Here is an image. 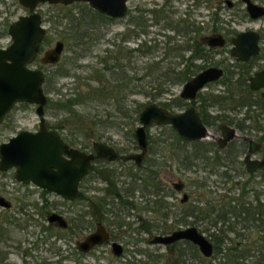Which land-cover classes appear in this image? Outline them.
I'll list each match as a JSON object with an SVG mask.
<instances>
[{"label":"flooded vegetation","instance_id":"flooded-vegetation-1","mask_svg":"<svg viewBox=\"0 0 264 264\" xmlns=\"http://www.w3.org/2000/svg\"><path fill=\"white\" fill-rule=\"evenodd\" d=\"M178 1H182L181 5H175L174 2ZM214 2L216 6L214 5ZM248 2L261 6L264 9V0H160L154 2L152 6L136 7V9H132L129 6L127 0L126 13L120 17H113L115 19L127 17V24L132 26L130 27L128 25L127 30L123 31L122 39H126V37L128 38V35H130V33L132 32L134 33V35L147 33L148 26L160 23L159 27L162 30L161 34L165 36V38L163 39L164 43L162 45H159L158 43L159 48H164L160 56H165L164 51L166 48L172 49V51L164 58V63H168L171 67H173V70L175 72V79H177L173 84H180V90L171 99H161L160 101L158 100L157 103L168 108L172 112H181L189 107L195 108L202 122L207 126V134L206 136L201 138L189 139L181 136L178 131L171 125L159 124L163 128L167 126V128L170 129L166 138L159 139L154 138L152 135H150V133L148 132V128L151 125L147 126L146 133L148 138V146L146 152L143 154V157L139 162H136L135 159L126 157V155L129 153L139 151L135 135L134 145L137 150L128 152L126 154L120 153L121 150H125V146H118L116 145V143H114V141L111 140L106 141L98 139L96 141H101L113 146L115 151L117 152V157L114 159L95 157L93 160H91L90 168L80 180L76 196L72 200L64 199L55 192L46 188L39 187L33 182H22L17 180L14 177L15 167H10L5 170L0 169V171L4 173L10 170L12 171L14 183L16 184L15 187L21 186L25 188L23 192L25 196L30 195L33 192H37L39 194L42 205L37 206L38 202L36 201H34L32 204L35 206L36 210L44 217V219L46 218L47 220V223L41 224L40 227L46 225H55L56 227H60L62 232L65 234L62 239L65 242H69V244H72L74 250L77 251L76 254L84 255L87 252H91L107 244L110 246V252H112L116 256H120L124 252V246L121 241H118L116 238L112 237V235L114 234L113 229L114 227H121L124 222H126L122 220V213L126 214L130 212L129 214H132L131 210H134L135 212L141 211L142 214H145V217L142 216L141 213H139L141 215L138 216L140 220L138 225H131V222L128 225L129 228L134 229V231L136 232V235L133 238L135 243H150L154 244L155 247H157L158 245H162L165 250L151 252L152 250L150 251L147 248L143 249L142 252H144V255L147 258V260L145 259L146 261H143L144 264H148V260L151 261L149 264H196V258L198 257L196 256L195 248L197 246L189 239L179 238L168 243L153 241V239L157 235L170 234L172 231L180 228L196 226L194 225L196 220L206 219V229H209L208 226H212V220L207 214L208 199H206L205 207H202V211H200L199 207H197V205L195 204L197 198H208L207 182L211 176H218V178L220 179V181L222 180V182H231L234 188H232V186H229L226 189V191L228 190L229 192H232L233 190L236 191V187H238L241 182L248 178L257 183L264 177L262 174L264 172V169L257 167L252 171H248L244 161L246 154H249V157L251 159L262 158L264 156V152L262 154H259L260 149L262 148V142L264 141V137L261 138V135L264 132L255 127H252L249 118H247V120L245 121L246 124L244 127H239L236 124L227 121L228 114L232 115L230 116L232 117L230 121H232L233 118L238 121L241 120V117L245 113V108L231 111L223 109L217 104L212 105L210 103L211 94L224 92L225 84L222 82L223 78H230L232 81L240 78L244 85H247L248 88L254 93V95H256L258 100H264V96L261 94L262 88L252 89L249 86V78L254 75L256 71L264 69V47L262 45L264 41V23H260L261 19L264 18V12L255 14L248 8ZM49 4L68 5L63 3ZM222 4L231 9V14H233L235 18L243 23H246L242 29L229 31L228 29H226V27L224 28L223 26L218 24V22L221 21V18L219 16V9L224 7ZM213 5L215 6L214 10H212ZM91 8L94 9L93 7ZM39 13L41 14L40 11ZM207 14L210 15V19L212 20V24L211 26H209V29L207 28ZM41 19L43 22L45 21L42 14ZM135 19L141 20V25L139 28H136L133 24V20ZM221 28H223V30H220ZM47 31L48 29L46 28L45 35L47 34ZM207 31L209 32L207 33ZM245 31H253L258 34V38L256 40L257 51L255 53L247 54L246 56L239 58L231 54L230 49L234 45L232 38L235 37L238 33ZM125 32L126 34L124 35ZM232 32L234 34L231 35L230 33ZM215 34L223 37L224 42L222 45H211L208 43L207 37ZM58 39H61L60 35ZM61 40L64 43V47L61 53L62 57L66 44L63 39ZM146 42V39H140L135 47H126V50H128V53L136 52L137 48H144ZM227 43H230L228 51L230 56L234 59L233 62L231 61L232 64L230 62L229 63L234 67L230 68L228 66L229 63H225L226 61L224 60H221L220 62L214 61L212 64H207L208 56L215 51L222 50V48ZM42 45L43 40L40 46L39 53L41 52V50H43ZM243 46L244 49H246V43H243ZM141 55L143 56V54ZM134 58L135 56L133 54L131 57L128 56L126 59L130 63H132ZM197 60H200V62H197ZM54 65H56V63L50 64L41 62V66L38 67L44 70L45 75L47 70L46 67H51ZM209 66L221 67V76H219L217 79L203 84V86L196 91L194 97L181 96L180 93L185 81ZM192 69H194L195 71H191ZM182 71L184 73L181 74ZM215 82L222 84L221 92H207V86ZM166 102H172L174 105L172 107H169L165 104ZM46 103L44 105V117ZM253 107H255L254 109L256 112L264 113V108L261 109L259 105L254 104ZM212 108L214 110H212ZM11 109L4 114L0 125L9 115ZM242 110L243 112H241ZM54 117L56 118L55 114ZM223 117L225 119H222ZM56 119L58 120V118ZM208 119L209 121H207ZM222 122H225L235 128L234 135L227 140H223L225 139L227 132L225 134L220 127V124ZM56 123H59V121L52 123L47 121L46 119L44 121L47 129L57 130L61 138L64 139V128L59 127ZM135 127L136 125L133 128V134ZM213 128L217 130L216 133H212ZM38 129L39 120L36 129L27 130L37 131ZM110 138L111 137H109V139ZM249 138L258 142L260 146L256 147L255 144H250L248 140ZM65 141L67 142V140ZM153 143H158L159 147L152 149ZM222 143L223 145L221 146L220 144ZM71 146L79 147L87 151H92V143L91 149L76 145ZM163 147L165 150L163 149ZM113 162L128 166H126L123 171L128 176L126 181L122 179H116V177L120 174L115 173V169L111 168ZM173 163H176V166H174ZM164 165L170 166L172 173H170L169 175L164 174V172L168 170V168H165ZM194 165L195 167L194 169H192ZM174 168L176 169V173L172 171L174 170ZM181 171H193L195 173L203 172L202 184L204 185V188L206 190H204L203 193H194V189H191L192 186L194 187V179H192L189 175H187L186 177L181 176ZM91 172H93V177L96 179V182H99L91 185L94 192L91 195H86L84 190L82 189V186L84 188L86 187L84 186V183L87 179H89V175ZM102 172H106L110 176H112L113 173L114 179L112 180L117 181L116 186H119L117 185V183L121 184L124 182L125 187H119L121 189H124V191L122 192L125 194V198L128 201L122 203V201L120 200L111 198L112 185L111 183H109L108 179L104 177L105 175L102 174ZM133 174H135L136 176H132ZM214 180L215 182L217 181L216 179ZM1 183L2 187L7 186L6 180H2ZM3 193L4 188H2V192L0 191V196H2L4 201H7V203H0V206L4 208L2 210L4 212L1 213V215H4L2 220H5L4 222L15 223L16 218L10 217L9 215L5 214V211L11 208L12 202L7 199L3 195ZM51 194L59 196L65 202H73L79 200L83 203V205H80L79 209L74 210L72 213L68 212V215L60 213L66 221L65 226H59L56 224V222H51L48 220V215L52 212L50 210V204L53 202L49 199V195ZM137 197L142 198L143 202H137ZM22 207L23 204L20 205L21 209ZM197 211L201 215H197ZM74 216L76 217L77 223L79 224L81 229H75V234H71V227H69V225L71 218ZM99 223L103 224V226L106 228L109 233V238L102 243L94 244L87 251L80 250L77 246V241L82 240L87 234L92 232ZM17 225H19V223H17ZM197 229L204 234V229L200 230L198 227ZM44 232V241H46L47 237L51 236V234L50 230L48 229ZM2 234L3 229H1V235ZM207 238L211 241L213 246V241L211 239L210 233L209 237ZM114 241L121 245L119 254L114 253L112 249L111 243ZM3 254H6V252L3 253V251L0 250V261L6 258H3ZM172 255H174V258H172ZM212 255L213 253L210 256H204L200 252V256L203 257L204 260H206V257H211ZM201 257L198 259L202 260Z\"/></svg>","mask_w":264,"mask_h":264},{"label":"trees","instance_id":"trees-1","mask_svg":"<svg viewBox=\"0 0 264 264\" xmlns=\"http://www.w3.org/2000/svg\"><path fill=\"white\" fill-rule=\"evenodd\" d=\"M64 7L67 11L60 17L61 19L65 18V22L59 35L65 41L66 48L72 49L76 56L73 64L69 67H66L68 63L65 62L64 57L63 59L61 57L60 61L56 63L55 69L46 70L43 85L47 94L46 108L52 104L56 107L54 114L59 121L56 124L64 128V139L71 145L77 146L79 143L80 147H87L83 141L85 129L97 139H102L107 129H124L130 135L132 142H135L133 128L135 121L138 120L142 103L135 102L130 96L135 93H144L155 100L170 91V86L177 79H175L173 67L164 63V58L172 49L166 48L163 57L156 56V51L159 48L158 42L155 39L147 40L149 43L146 42L144 48H137L136 51L154 59L146 61L142 68L130 65L126 58L131 57L134 53H128L126 47L120 45L113 50L106 48V53L97 57V61L101 62L100 66L77 63V60L82 56L90 54L93 40L97 37L93 34L99 30L100 24L116 19L86 6L79 8L77 14H73L70 9H67V6ZM54 16L55 18L52 15L49 17L52 24L59 17L58 14ZM133 24L139 28L141 20L135 19ZM47 38L46 34L43 42ZM80 67L88 69L86 74H80L77 71ZM139 69H142L140 74H138ZM182 73L184 72L182 71ZM59 76L73 78L74 84L68 88V91L63 92L60 87L54 88ZM222 82L225 84L224 92L210 93V103L231 111L245 108L241 120L233 118L230 121L232 115L228 114L227 121L244 127L245 121L249 118L252 127L264 132V114L256 112L253 107L255 104L263 109L264 100H258L240 78L235 81L223 78ZM53 89L57 94L55 97L49 95ZM130 101H134V103H130ZM165 104L169 107L174 105L172 102ZM86 113L90 116L88 120L84 121ZM262 137H264V133L261 135ZM102 174L112 185L111 198L120 200L122 203L128 201L122 192L124 189L116 186L117 181L112 180L114 179L113 173L112 176L106 172H102ZM262 174L264 176V172ZM207 191L210 192L209 189ZM263 193L264 177L257 183L248 178L236 187V191H230L228 194L219 193L213 202L208 198L207 214L212 220L213 227V230L209 232L214 248L212 256L218 258L219 264H264ZM238 225L240 228L237 227ZM69 227H71V234H75V229H81L75 216L71 218ZM47 229L55 237L52 241L55 252L61 253V245H56L55 242L65 234L60 227L55 225L41 227L43 232ZM241 230L245 232L243 233ZM229 232H233L235 235L230 237ZM74 251L77 253L76 250ZM195 253L198 258L201 257L197 247ZM4 257L6 254H3ZM201 259L204 260L203 257ZM77 261L75 260L73 264H78ZM21 264H26L24 258Z\"/></svg>","mask_w":264,"mask_h":264},{"label":"water","instance_id":"water-1","mask_svg":"<svg viewBox=\"0 0 264 264\" xmlns=\"http://www.w3.org/2000/svg\"><path fill=\"white\" fill-rule=\"evenodd\" d=\"M25 7L26 13L20 14L8 25L7 31L11 37L6 46H0V122L4 114L17 102L35 104V111L39 116V129L31 131L22 129L10 136L8 140L0 143V169L5 170L15 167L14 177L22 182H33L39 187L49 189L60 197L72 200L77 193L78 184L88 172L91 160L95 157L114 159L117 152L114 147L101 141L92 142V151L69 145L55 129H47L44 121V105L47 94L44 91V70L33 63L39 55L40 46L46 32V27L37 11L39 3H63L85 1L94 9L112 16L120 17L126 13L127 0H18ZM248 8L255 14L264 12L263 7L248 2ZM258 34L253 31L238 33L232 38L234 43L230 51L232 55L244 57L257 51L256 40ZM209 44L222 45L224 39L215 34L207 37ZM243 43H246L244 49ZM64 43L57 39L52 45L42 50L40 60L43 63L55 64L59 61ZM222 74L221 67L209 66L185 81L181 96L194 97L196 91L206 82L217 79ZM252 89L262 88L264 96V69L256 71L249 78ZM152 124H169L178 133L186 138H201L207 134V126L202 122L197 111L189 107L181 112H172L157 102H148L138 113V123L134 129L139 151L126 155L128 158L139 162L147 150L148 138L146 127ZM220 127L229 139L235 133V128L225 122ZM250 144L259 147L260 144L249 138ZM221 146L223 145L220 144ZM245 165L248 171L264 169V156L251 159L245 155ZM0 203L5 202L0 196ZM48 220L65 226L66 221L60 213L52 211ZM109 238V233L103 224L87 234L82 240L77 241L80 250L87 251L94 244L104 242ZM179 238H187L198 247L204 256L213 253L211 241L197 229L188 226L172 231L170 234L157 235L153 241L168 243ZM114 253L119 254L121 245L112 242Z\"/></svg>","mask_w":264,"mask_h":264},{"label":"rangeland","instance_id":"rangeland-1","mask_svg":"<svg viewBox=\"0 0 264 264\" xmlns=\"http://www.w3.org/2000/svg\"><path fill=\"white\" fill-rule=\"evenodd\" d=\"M160 1V0H128L129 6L133 9H136V7H143V6H152L154 2ZM182 1L174 2L175 5H181ZM215 5V2H214ZM212 10H214V6ZM224 7L219 9V16L221 18V21L218 22L219 25L223 26L224 28L228 29L229 31L233 30H240L244 27L246 23H243L239 21L233 14H231V9L227 8L224 4H222ZM67 6V9L71 10V12L74 14L78 12V9L86 6L90 7L87 2L83 1H76L72 2L68 5H61V4H49V3H42L39 4L37 7V10L41 12L43 18L45 21L43 24L48 29L47 35L48 38L44 40L42 49L52 45L56 39L59 38V31L64 26L65 18H60L61 15L66 12L65 7ZM91 8V7H90ZM27 10L25 7H23L18 0H0V46H6L10 40L11 37L7 31L8 25L11 21L16 19L20 14L26 13ZM55 14H58L59 17L56 18L52 24V21L49 19L50 15H52L55 18ZM210 15L207 14V28L209 29L212 24V20L210 19ZM260 23H264V18L261 19ZM127 24V17L118 18L112 22L108 23H101L99 30H96L94 36H97L93 41L92 50L89 55L82 56L79 60H77V63H90L97 66L101 65V62L97 61L98 56L104 55L106 52V48L115 49L118 45L125 46V47H135L136 44L139 42L140 39L144 40H151L155 39L159 43V45H162L164 43V38L161 33L160 23L159 24H152L147 27V33L134 35V33H130L128 35L129 37L126 39H122L123 31L127 30L128 28ZM132 27L131 25H129ZM220 30H223L221 28ZM209 31H207L208 33ZM126 32L124 33V35ZM231 35L234 34L233 32L230 33ZM149 43V41L147 42ZM264 47V41L262 43ZM229 46L230 43H227L222 50L215 51L207 58V64H212L214 61L220 62L221 60L226 61L225 63H231L233 62V57L229 54ZM164 50L163 47L159 48L156 52V56L161 55L162 51ZM42 53H39L37 56L36 61L33 63L36 66H41V62L39 60V57ZM135 58L133 59V62L130 63L131 66H134L136 68L143 67L146 61H150L154 58H148L145 55L139 54V52H133ZM75 53L70 48H64L62 59L64 57V60L68 65L66 67H69L73 64ZM157 58V57H156ZM155 58V59H156ZM197 62H200V60H197ZM230 63L228 66H231ZM232 64V63H231ZM47 70L52 71L55 69V65L50 67H46ZM88 69L86 68H78L77 71L80 74H86ZM139 73H141L142 69H139ZM132 72V71H131ZM144 82V81H143ZM74 84L73 78L71 76H59L57 78V81L55 83L54 88H61V91H68L69 87H72ZM180 84H173L169 88V92L163 94L162 96L156 98L155 100L151 99L150 97L146 96L144 93H135L130 96L131 99H134L135 102L142 103V107L147 104L148 102L168 100L171 99L174 95H176L180 90ZM70 90V89H69ZM222 90V84L220 83H212L209 86H207V92H221ZM204 91V90H203ZM49 95L51 97L57 96V94L54 93V89L50 91ZM130 103H134V101H130ZM35 104L27 103V102H17L13 108L11 109V112L9 115L5 118L3 123L0 125V142L6 141L10 136L14 135L17 131L21 129H31L34 130L38 126V120L39 116L37 115L35 111ZM177 110V109H174ZM212 110H214L212 108ZM56 112V107L52 104L50 107L46 108L45 106V119L49 122H57L58 120L54 117V113ZM243 112V110L241 111ZM242 114V113H240ZM264 114V113H263ZM90 115L86 113L84 115V121L88 120ZM138 123V120L135 121L134 126ZM168 131H170L167 126L165 128L161 127L157 124H152L148 128V132L150 135H152L154 138H166ZM217 130L215 128L212 129V133H216ZM83 141L87 144V149H91V143L93 140H98L93 135L90 134V132H87V129H85V134L83 135ZM109 137H111L109 139ZM99 140H111L116 143L118 146H125V150H121L120 153L126 154L128 152H132L137 150L135 148L134 143L132 142L130 135L126 133L124 129H114L110 128L105 130L104 136L102 139ZM210 140V139H207ZM77 146H80L79 143ZM163 146V145H162ZM159 147L158 143H153L152 149H155ZM166 147V145H165ZM164 149V147H163ZM165 150V149H164ZM264 152V141L262 142V148L260 149L259 154H262ZM174 166H176V163H173ZM127 166V165H126ZM125 165H121L120 163H112L111 168L115 169V173L120 174L116 177V179H122L125 180L128 178L124 171L126 168ZM128 167V166H127ZM131 167V166H130ZM165 168H168L167 171L164 172V174L169 175L171 172V167L164 165ZM195 165L192 169H194ZM174 173H176V169L174 168ZM182 174V175H181ZM203 172L195 173L193 171H184L180 172L181 176L186 177L189 175L192 179H194V187L192 186L191 189H194V193L201 192L203 193L204 185L202 184V176ZM216 179L217 181L215 182ZM2 180L7 181V186L2 187ZM96 182V179L93 177V172L90 173L89 179H87L84 183L85 188L82 186V189L84 190L86 195H91L94 190L92 189L91 185H94ZM208 189H210V192L208 193V198L210 201H214L218 197L219 193H226L228 194V190L226 189L229 186H232L231 182H222L218 178V176H211L207 182ZM120 187H125L124 182L123 183H117ZM16 184L14 183V177L12 176V171L8 172H2L0 171V191L2 192V188H4L3 195L9 199L12 202L11 208L7 209L5 211V214L9 215L10 217L16 218L15 223L12 222H4L3 214L1 215L4 208L0 206V228L3 229V234L1 235V229H0V250L6 252V258L0 261V264H21L24 260L26 261V264H73L75 260H78V264H144L143 261H146L147 258L144 255V252H142L143 249L147 248L148 250H152L151 252L156 251H165L162 245H158L155 247L154 244H146L144 242H136L134 241V237L136 235V232L134 229L129 228V223L131 222V225H138L139 223V215L142 214L141 211H134L131 210L132 214L129 213H122L124 224L121 227H114L113 231L114 234L112 237L116 238L118 241H121L124 246V252L120 256L114 255L112 252H110V246L109 245H103L98 249H95L91 252H87L84 255L76 254L74 253V247L69 242H65L62 238L56 240V245H61V253H57L54 250V246L52 241H54V236L51 235L47 237L46 241H44L45 232L41 230L40 225L47 223L46 218L44 217L36 210L35 206L32 204L34 201L38 202L37 206L42 205L41 200L39 197V194L37 192H33L30 195H24V189L21 186L15 187ZM234 188V186H232ZM264 194V193H263ZM264 196V195H263ZM207 197H201L200 199L197 198L196 205L199 207V210L202 211V207H205V202ZM50 201L53 203L50 204V210L56 211L62 214L68 215V212L72 213L74 210L79 209L80 205H83V203L79 200L73 201V202H65L63 199H61L59 196L55 194L49 195ZM136 201L139 203L143 202V199L140 197L136 198ZM23 204L22 209L20 208V205ZM141 213V214H139ZM197 215L200 213L197 211ZM145 214H142L144 216ZM201 215V214H200ZM145 217V216H144ZM114 219V218H113ZM19 223V225H17ZM200 230L204 229V234L209 237V232L213 230V227H209V229H206L207 227V220H196L195 224ZM20 226V227H19ZM238 228L239 225L237 226ZM239 230V229H238ZM243 233L245 232L244 230ZM48 235V233H47ZM228 235L230 237L234 236L235 234L233 232H229ZM236 237V236H235ZM131 239V240H130ZM65 242V243H64ZM26 249V250H25ZM26 251V252H25ZM175 255V254H174ZM174 255H172V258H174ZM146 259V260H145ZM208 260V261H207ZM151 261L148 260V264ZM196 264H219V260L217 257L213 258L206 257V260H200L196 258Z\"/></svg>","mask_w":264,"mask_h":264}]
</instances>
